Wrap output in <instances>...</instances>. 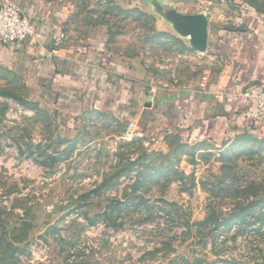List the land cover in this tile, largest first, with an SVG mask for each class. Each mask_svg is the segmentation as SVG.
I'll use <instances>...</instances> for the list:
<instances>
[{"label": "rangeland", "instance_id": "1", "mask_svg": "<svg viewBox=\"0 0 264 264\" xmlns=\"http://www.w3.org/2000/svg\"><path fill=\"white\" fill-rule=\"evenodd\" d=\"M39 1L63 17L64 45L99 46L152 92L222 71L178 24L264 21V0ZM32 85L0 66V264H264L263 134L160 140L94 111L63 122Z\"/></svg>", "mask_w": 264, "mask_h": 264}, {"label": "crops", "instance_id": "2", "mask_svg": "<svg viewBox=\"0 0 264 264\" xmlns=\"http://www.w3.org/2000/svg\"><path fill=\"white\" fill-rule=\"evenodd\" d=\"M13 1L34 26V35L21 44H0V66L27 78L33 87L38 85L53 111L68 113L66 102L76 112H100L186 141L260 134L253 130L252 104L241 97L246 88L264 83V21L255 11H241L242 21L234 24L238 29L219 27L211 32V23L197 24L201 16L178 24L176 31L184 39L202 45L206 52L212 50L222 71L184 91L152 92L124 65L114 60L103 64L99 46L76 54L64 45L63 17L39 0Z\"/></svg>", "mask_w": 264, "mask_h": 264}, {"label": "built area", "instance_id": "3", "mask_svg": "<svg viewBox=\"0 0 264 264\" xmlns=\"http://www.w3.org/2000/svg\"><path fill=\"white\" fill-rule=\"evenodd\" d=\"M33 35L34 26L23 9L12 0H0V44H21ZM241 97L252 104L253 130L264 134V83L246 88Z\"/></svg>", "mask_w": 264, "mask_h": 264}, {"label": "trees", "instance_id": "4", "mask_svg": "<svg viewBox=\"0 0 264 264\" xmlns=\"http://www.w3.org/2000/svg\"><path fill=\"white\" fill-rule=\"evenodd\" d=\"M65 104L70 109H72V111H70V112L67 113V112H64L62 109L57 110V108H55L56 110L54 111L56 114H59L63 118V122H66V119L70 115L73 117V116H78L80 114V110L76 112L75 110H73V107L71 106V104L66 103V102H65ZM167 134L168 133H165V134L160 135V140H163Z\"/></svg>", "mask_w": 264, "mask_h": 264}]
</instances>
